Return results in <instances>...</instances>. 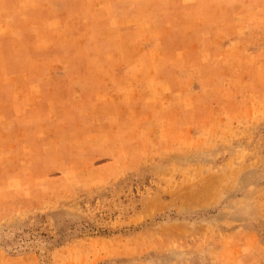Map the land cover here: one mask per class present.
<instances>
[{
  "label": "rangeland",
  "instance_id": "rangeland-1",
  "mask_svg": "<svg viewBox=\"0 0 264 264\" xmlns=\"http://www.w3.org/2000/svg\"><path fill=\"white\" fill-rule=\"evenodd\" d=\"M0 264H264V0H0Z\"/></svg>",
  "mask_w": 264,
  "mask_h": 264
}]
</instances>
